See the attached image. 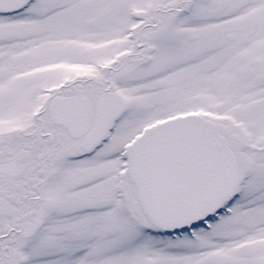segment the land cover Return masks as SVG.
<instances>
[{
	"label": "snow or ice",
	"instance_id": "snow-or-ice-1",
	"mask_svg": "<svg viewBox=\"0 0 264 264\" xmlns=\"http://www.w3.org/2000/svg\"><path fill=\"white\" fill-rule=\"evenodd\" d=\"M0 264H264V0H0Z\"/></svg>",
	"mask_w": 264,
	"mask_h": 264
}]
</instances>
